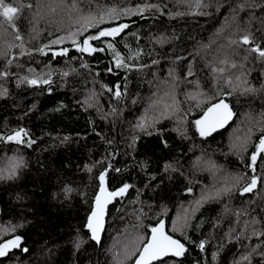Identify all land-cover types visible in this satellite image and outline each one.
Masks as SVG:
<instances>
[{
    "label": "trees",
    "instance_id": "16d2710c",
    "mask_svg": "<svg viewBox=\"0 0 264 264\" xmlns=\"http://www.w3.org/2000/svg\"><path fill=\"white\" fill-rule=\"evenodd\" d=\"M162 222L153 264H264V0H0V264H133Z\"/></svg>",
    "mask_w": 264,
    "mask_h": 264
},
{
    "label": "water",
    "instance_id": "95a60500",
    "mask_svg": "<svg viewBox=\"0 0 264 264\" xmlns=\"http://www.w3.org/2000/svg\"><path fill=\"white\" fill-rule=\"evenodd\" d=\"M11 10V9H10ZM13 12V11H12ZM15 13V12H14ZM82 45L74 46L80 50ZM67 49L55 50L62 54ZM235 119V112L231 104L222 99L209 106L198 120L200 131L206 136H212L227 129ZM101 174L100 188L95 198L94 208L90 214L87 229L93 241L99 242L106 231L108 210L113 205L115 196L109 190L106 175ZM259 179L253 178L243 193H252L258 187ZM14 243L3 244L0 247V256H5L14 249ZM186 251L185 244L168 233L167 225L159 223L150 233L147 243L142 247L133 264H153L169 257L179 258Z\"/></svg>",
    "mask_w": 264,
    "mask_h": 264
},
{
    "label": "rangeland",
    "instance_id": "374dc122",
    "mask_svg": "<svg viewBox=\"0 0 264 264\" xmlns=\"http://www.w3.org/2000/svg\"><path fill=\"white\" fill-rule=\"evenodd\" d=\"M4 11H7V13H12V10H10L9 8L4 9ZM70 42L75 43V41H73V40H71ZM63 50H65V49H63Z\"/></svg>",
    "mask_w": 264,
    "mask_h": 264
}]
</instances>
